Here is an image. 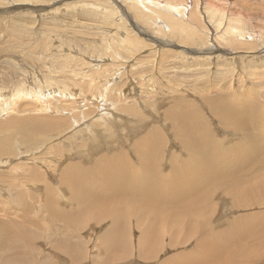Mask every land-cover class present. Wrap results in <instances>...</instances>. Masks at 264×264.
I'll return each mask as SVG.
<instances>
[{"label": "rangeland", "instance_id": "obj_1", "mask_svg": "<svg viewBox=\"0 0 264 264\" xmlns=\"http://www.w3.org/2000/svg\"><path fill=\"white\" fill-rule=\"evenodd\" d=\"M222 112L238 116L230 123ZM10 118L20 121L7 126ZM41 120L52 130L41 132L38 143L22 142L21 123L28 131ZM263 120L264 0H0V264H114L121 257L102 244L112 219L84 220V208L73 213L78 204L56 181L74 150L99 142L103 153L108 143L117 151L162 148L153 179L161 174L166 182L188 170L182 149L193 154L191 128L196 141L228 155L242 146L237 172L251 177L264 173ZM91 180L89 187H105ZM226 200L222 192L214 196L219 228L264 211L227 215ZM62 204L66 214L54 213ZM139 224L133 219L124 227L137 237ZM164 240L158 261L140 258L134 243L116 263L196 255L195 240L181 235L175 249L168 235ZM76 247L83 259L72 262L66 249Z\"/></svg>", "mask_w": 264, "mask_h": 264}, {"label": "bare ground", "instance_id": "obj_2", "mask_svg": "<svg viewBox=\"0 0 264 264\" xmlns=\"http://www.w3.org/2000/svg\"><path fill=\"white\" fill-rule=\"evenodd\" d=\"M49 94L54 95L51 90ZM234 116L237 117L238 113L222 112V119L230 123ZM19 121L16 119L15 122L10 118L9 123L6 124L7 126L14 125ZM39 122L42 123L38 127L36 124ZM39 122L36 121L35 127L29 128L31 130H28L29 132L25 130L24 122L21 123L19 130L25 132L24 135H21L22 142L33 145L34 141L38 143L42 140V138H38L41 132L52 130L48 127L49 121L41 120ZM247 124L249 123H244L243 126ZM255 124L257 123L255 122ZM241 130L244 132V129ZM96 131L102 137L105 134L101 130L97 129ZM114 133H116L115 130ZM194 133L196 132L194 131ZM194 133L191 128L186 131L193 154L189 149L187 152L185 148L182 149L188 159L183 161L188 170L185 172L180 170L176 179L172 178L170 174L169 179L171 180L166 182H162L164 177L161 174H158L160 181L153 179L154 170L158 172V167H162L163 156L157 155V152L162 148H135V150L132 148V151L120 148V151H117V148H109L108 143V145L102 144L103 147L108 146L105 147L108 151L103 153L100 151L102 148H100L101 143L99 142L96 145L92 144L90 148L81 147V150L78 148L79 151L74 150V154L77 152L76 159L72 153L73 157L69 156L72 161L68 159L69 161L66 163L65 159L64 163H60L65 166L56 181L67 188V190L64 189L66 195H69L67 198L72 200L75 205L78 204L73 213H82L84 208L82 215L84 220L87 218V220L93 219L101 222L104 221V218L112 219L103 227L108 231L106 234L103 233L102 244L105 252L114 251L121 257L111 263L117 264V261L126 259L128 251L134 243L140 258L146 262L158 261L159 255L162 254L161 251L163 252L166 248L163 244L166 235L169 236L172 249L177 247V239H180L181 235H184L188 241L195 240L196 244L193 249L196 255L188 253L171 255L161 259L160 264H256L264 260V211L247 212L248 214L239 217L234 216L235 219L233 217L225 228H219L222 223L216 221L214 224L213 222L217 211L213 200L217 192H222V196L227 198L225 201L227 215L230 211L234 214L241 210L262 208L264 206V173L257 172L251 177L240 175L237 172L239 170L237 166L240 164L238 163L240 157L238 148L242 146L229 148L232 151L231 156L227 154L228 152L224 153L222 148H215L210 141L204 143L196 141L198 137L195 139L197 134ZM260 135L264 139V133ZM243 137L246 138V136ZM184 139L182 143H184ZM250 141L252 140H245L247 143ZM259 142L261 143V141ZM113 143L112 141L111 144ZM208 145L213 148L207 152ZM129 152L134 155V162L130 159L131 153ZM93 153L97 154L95 159ZM90 158L92 159L90 160ZM224 158L225 160L229 158V160L224 161ZM168 160L166 163H171L169 157ZM169 167V172H172L174 166L169 164ZM83 168H87V170ZM92 168L95 170L92 171ZM76 169H81V173ZM91 179H94L95 183L102 182L101 186L104 183L105 187L102 189L95 188L97 185L89 187L88 183L91 182L88 181ZM45 189L42 193L46 196L49 188ZM107 194L111 200L109 203L106 202ZM47 204H51V202L48 200ZM56 206L53 209L54 213L66 214L65 205L62 204L65 209ZM133 219L137 222V226L140 223L137 237L133 231L124 227L126 224H130ZM66 221L74 223L75 218ZM66 250L67 258L72 262H79L83 259L82 250L79 252L77 247ZM78 255L81 256V259L78 258ZM102 264L109 263L105 261Z\"/></svg>", "mask_w": 264, "mask_h": 264}]
</instances>
